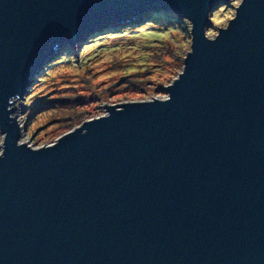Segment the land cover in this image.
<instances>
[{"label": "water", "instance_id": "obj_1", "mask_svg": "<svg viewBox=\"0 0 264 264\" xmlns=\"http://www.w3.org/2000/svg\"><path fill=\"white\" fill-rule=\"evenodd\" d=\"M0 0V264H264V0ZM174 13L192 45L166 99L21 144V99L68 47Z\"/></svg>", "mask_w": 264, "mask_h": 264}, {"label": "rangeland", "instance_id": "obj_2", "mask_svg": "<svg viewBox=\"0 0 264 264\" xmlns=\"http://www.w3.org/2000/svg\"><path fill=\"white\" fill-rule=\"evenodd\" d=\"M241 2L226 0L211 13L208 38L214 39L220 29L227 28ZM147 21L116 27L117 35L99 33L102 40L76 46V52L68 47L64 52L71 53V58L64 60L63 53L52 60L47 66H53L21 99L20 143L34 149L50 146L86 119L99 116L107 106L166 99V87L177 79L191 52L192 26L185 20V36L179 30L164 35L163 25L148 28ZM131 27L136 30H129ZM139 29L144 32L136 33ZM176 49L178 56L173 57ZM0 138L4 140L1 133Z\"/></svg>", "mask_w": 264, "mask_h": 264}, {"label": "trees", "instance_id": "obj_3", "mask_svg": "<svg viewBox=\"0 0 264 264\" xmlns=\"http://www.w3.org/2000/svg\"><path fill=\"white\" fill-rule=\"evenodd\" d=\"M155 24L163 25L164 31H162V32H166L164 35H166L168 33L169 34H173V32L175 30H179L178 31L179 34L180 35L182 34V36H185V30H186L185 20L180 18V16L177 15V14H174V13H156L151 19H149L147 21V24L145 26H147L148 28H154L152 26H154ZM129 30L134 31V30H136V28L135 27H131V28H129ZM143 32L144 31H142L140 29L136 31V33H143ZM118 33L119 32H116L115 30L112 29V30L109 31L108 35H111V34L112 35H117ZM104 34H106V33L104 32ZM102 38H103L102 35H98L97 39L92 40L90 43L93 44L94 42L102 40ZM176 51H177V49L175 51H173V57L174 56H178V53ZM71 56H72L71 53L67 52L62 57H63L64 60H67V59L71 58ZM52 66L53 65L47 66L46 69L44 70V72L47 71Z\"/></svg>", "mask_w": 264, "mask_h": 264}, {"label": "clouds", "instance_id": "obj_4", "mask_svg": "<svg viewBox=\"0 0 264 264\" xmlns=\"http://www.w3.org/2000/svg\"><path fill=\"white\" fill-rule=\"evenodd\" d=\"M4 143V140L3 138H0V144H3ZM4 155V151H0V157H3Z\"/></svg>", "mask_w": 264, "mask_h": 264}]
</instances>
